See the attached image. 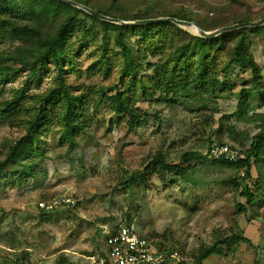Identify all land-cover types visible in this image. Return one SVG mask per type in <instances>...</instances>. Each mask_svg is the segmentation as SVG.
<instances>
[{
  "label": "rangeland",
  "instance_id": "1",
  "mask_svg": "<svg viewBox=\"0 0 264 264\" xmlns=\"http://www.w3.org/2000/svg\"><path fill=\"white\" fill-rule=\"evenodd\" d=\"M184 2L208 17L213 14L206 13L208 7L219 11L231 4L254 21L264 18V0ZM248 43L256 61L264 64V30L249 33ZM15 44L0 40V54L12 52ZM97 54L88 39L77 51L75 66L65 71L73 93L83 91L87 99L85 127L75 144L63 142L61 128L53 122L39 133L43 154L27 166H8L0 178V264H92L90 257L100 254L107 232L127 222L154 237L155 246L176 254L167 264H193L202 247L236 233L251 243L224 247V253L212 254L202 264H264V154L250 159L248 178L243 179L244 169L237 166L252 137L264 130L261 93L251 94L247 107L236 115L234 93L225 92L216 105L208 102L199 108L191 100L157 101L156 94L137 104L145 121L130 130L102 97L114 92L117 65L105 69ZM236 73L231 77L235 93L249 77L247 71ZM51 77L50 71L43 72L39 85L31 83L26 94L41 96L52 86ZM26 78L24 70L0 77V103L23 87ZM24 133V125L0 121V160ZM214 142L229 144L238 159L229 164L212 161L207 152ZM157 152L168 163H178L185 152L200 157L187 163L184 178L164 173L140 177ZM130 178L135 181L124 184ZM245 186L256 198L240 214L236 206L247 205L241 193Z\"/></svg>",
  "mask_w": 264,
  "mask_h": 264
},
{
  "label": "trees",
  "instance_id": "2",
  "mask_svg": "<svg viewBox=\"0 0 264 264\" xmlns=\"http://www.w3.org/2000/svg\"><path fill=\"white\" fill-rule=\"evenodd\" d=\"M73 1L121 20L173 17L194 21L205 31L255 19L247 13L240 14L231 4L219 11L208 7L206 13L213 11L208 17L190 9L185 0ZM190 1L197 3L199 0ZM236 2L230 0V3ZM85 24H89V28ZM263 30L264 24L205 39L194 31L189 32L187 26L172 22L137 26L107 22L61 0H0V40L16 43L12 52L0 54V77L22 70L27 76L24 86L0 103V121L25 127V133L8 147L0 160V178L6 174L8 166H27V161L43 154L39 133L53 122L61 128V140L70 146L75 144L77 133L85 127L87 99L83 91L73 93L66 83L65 71L75 66L77 51L88 39L95 45L100 65L105 69L117 65L114 92L108 96L102 94V97L111 103L116 116L125 118L129 129L135 130L145 121V114L137 104L141 100L155 99L156 94L159 95L157 101L180 100L186 104L191 100L199 108L208 102L216 105L225 92L234 93L237 102L232 115H236L247 107L251 94L261 93L258 101L264 106V64L256 61L248 43L249 33ZM78 31L85 32L82 38H72ZM87 31H90L88 36ZM236 69L235 76L247 71L249 77L241 81L235 93L231 77ZM46 71L52 74V86L41 96L26 94L31 83L39 85L41 74ZM263 154L264 130H260L237 163L244 169L243 179L250 176V159L256 160ZM199 157L197 152H185L178 163H168L164 154L157 152L150 156L140 177L147 173H164L184 178L189 169L187 163ZM212 161L230 163L223 159ZM131 179L124 184L135 181ZM241 193L247 205L237 204L236 211L243 214L256 197L247 186ZM240 241L251 243L249 238L236 233L202 247L193 257V264H202L210 255H220L224 247L229 250ZM156 248L167 251L158 243Z\"/></svg>",
  "mask_w": 264,
  "mask_h": 264
},
{
  "label": "built area",
  "instance_id": "3",
  "mask_svg": "<svg viewBox=\"0 0 264 264\" xmlns=\"http://www.w3.org/2000/svg\"><path fill=\"white\" fill-rule=\"evenodd\" d=\"M207 153L212 159L228 161L238 159L239 155L229 144L217 142L210 145ZM175 255L158 250L152 239L139 233L136 225L130 222L120 223L107 232L102 251L90 260L92 264H167Z\"/></svg>",
  "mask_w": 264,
  "mask_h": 264
},
{
  "label": "water",
  "instance_id": "4",
  "mask_svg": "<svg viewBox=\"0 0 264 264\" xmlns=\"http://www.w3.org/2000/svg\"><path fill=\"white\" fill-rule=\"evenodd\" d=\"M71 6H74L76 8H79L88 14L100 19L104 20L107 22L115 23V24H120V25H126V26H137V25H145V24H152V23H160V22H172L175 23L179 26H187L190 30L191 28L194 29V32L205 39H212L215 38L221 34L240 29V28H245V27H255V26H261L264 24V18H261L256 21H248V22H242V23H236L232 24L229 26H224L217 28L212 31H205L203 30L196 22L194 21H185V20H179L173 17H157V18H149V19H140V20H134V21H126V20H121L113 17H109L106 15H103L99 13L98 11L89 8L85 5L79 4L73 0H61ZM193 31V30H192Z\"/></svg>",
  "mask_w": 264,
  "mask_h": 264
},
{
  "label": "bare ground",
  "instance_id": "5",
  "mask_svg": "<svg viewBox=\"0 0 264 264\" xmlns=\"http://www.w3.org/2000/svg\"><path fill=\"white\" fill-rule=\"evenodd\" d=\"M191 29H193V28H191ZM193 31H194V29H193Z\"/></svg>",
  "mask_w": 264,
  "mask_h": 264
}]
</instances>
